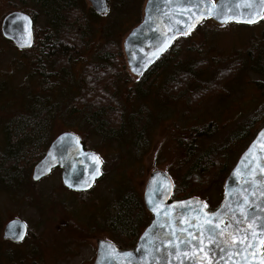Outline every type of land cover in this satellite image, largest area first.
<instances>
[{"label":"trees","instance_id":"16d2710c","mask_svg":"<svg viewBox=\"0 0 264 264\" xmlns=\"http://www.w3.org/2000/svg\"><path fill=\"white\" fill-rule=\"evenodd\" d=\"M139 1L141 0H120L114 6L111 5L112 11L115 7L119 14L118 20L114 25H107L100 29L99 34H95L93 24L105 20L106 17L87 7L85 0H80V10L77 0H0V15L22 11L30 14L36 23L40 19L44 22L41 27L36 24L35 29V35L39 38L37 44L42 48V59L36 61L34 55L28 54L35 53V49L25 50L23 54L32 59L35 72L38 71L45 79V71L50 69L51 77L62 76L72 86V71L77 74L78 87L77 96L64 111L60 104H50L48 99L37 97L29 98L30 103L27 106L6 112L7 115L0 119V193L9 191L20 195L16 198L17 202L25 204L24 195L17 191L29 187L35 166L58 136L55 134L63 129L62 127L54 131L63 113L74 119L70 128L73 129L72 133L82 139L86 149L90 150L88 139L93 137L101 139L102 147L126 141L129 155L138 159V153L148 152L146 144L152 112L145 102L154 99L162 108H166L167 103H172L196 109L210 100L226 97L228 85L247 71L261 78L257 86L264 95L263 39L260 44H253V54L249 59L236 58L228 64L218 65L219 68L214 65L212 73L217 74L203 81L206 66L211 62L204 59L195 63L191 52L198 45L196 35L205 25L192 32L189 37H180L140 79L133 80L121 48L120 40L124 34H119V27L127 25L125 28L129 32L134 28V20L140 19L135 5ZM119 35L122 36L119 38ZM210 35V31L203 32L204 41H201V45H206V37ZM89 51L95 53V61L83 64ZM3 91L4 94L7 91L6 84ZM135 104L139 107L137 112L132 111ZM176 105L174 106L177 107ZM260 112L257 114L259 116H252L245 121L243 127L233 132L223 145L211 146L200 154L196 163L192 164L190 172L184 176L183 182L173 178L176 183L174 199L200 198L215 182L223 181L231 155L244 150L264 127V112ZM217 133L216 123L211 122L196 128L195 133H189L186 140H181L182 150L178 157L182 160L177 159L175 162L176 173L182 171L188 157L197 155L193 149L197 151V143L202 138H214ZM96 152L100 156L103 154ZM122 171L120 167L118 174L123 177L120 174ZM60 186L64 192H69ZM92 191L74 193L79 196L80 208L88 202L80 199V195L86 197ZM137 196L140 195L133 193L122 198L111 221V230L122 240L116 243L121 250L134 248L149 225L146 217H143L144 201ZM32 198L33 200L26 201L30 207H35L42 214H52L51 220L54 223L51 231L59 236L58 243L53 245L57 251L73 242L70 234L80 235L85 240L95 236L90 227L80 225L79 220H75L78 212L69 208L68 200L57 201L60 209H50L48 203L37 197ZM59 221L65 223L60 224ZM46 222L38 220L37 226H43ZM58 225L60 230L56 232L54 228ZM30 231L33 232V229ZM33 241L31 252L21 256L17 253L23 245L8 244L0 239V264H40L38 256L46 248L35 239Z\"/></svg>","mask_w":264,"mask_h":264},{"label":"water","instance_id":"95a60500","mask_svg":"<svg viewBox=\"0 0 264 264\" xmlns=\"http://www.w3.org/2000/svg\"><path fill=\"white\" fill-rule=\"evenodd\" d=\"M87 1L98 15L108 13V0ZM263 19L264 0H147L141 23L123 43L129 71L141 78L178 38L207 20L225 26ZM1 31L19 50L34 45V21L24 12L8 14ZM103 168L98 154L87 151L79 136L65 132L52 142L32 179L39 182L61 169L64 187L84 193L103 178ZM174 188L165 171L152 173L144 194L151 224L133 250L98 240L94 264H264V127L227 179V199L216 211L208 212L207 204L196 198L172 201ZM27 234L25 222L15 219L7 224L4 239L19 244Z\"/></svg>","mask_w":264,"mask_h":264},{"label":"rangeland","instance_id":"374dc122","mask_svg":"<svg viewBox=\"0 0 264 264\" xmlns=\"http://www.w3.org/2000/svg\"><path fill=\"white\" fill-rule=\"evenodd\" d=\"M118 1L120 0H109L110 10L107 15H104L106 19L93 24L95 34H99L100 29L107 25H114L115 21L118 20L119 14L116 8L114 7L113 11L111 9V5L114 6ZM146 1L141 0L135 3L140 16L139 20H134L136 22V24L134 23L135 26L142 20ZM212 1L215 2L217 0ZM85 3L87 7L92 8L87 0H85ZM37 25L38 27L43 26V20L40 19ZM126 26L121 28L118 26L120 30L119 34H124L120 40L122 49L124 38L129 33V30L125 28ZM201 28L202 31L196 35L198 45H195L191 55L195 58V61H193L195 63L204 59L211 62V64L206 66V74L204 73L203 81L211 79L217 74V72L212 73L214 65L219 68L218 65L228 64L236 58L245 57L249 59L253 54V44L256 42L260 44L261 40H264V37L262 38L264 34V20L256 25L228 24L225 26H218L212 21L207 20L201 25ZM204 31H210L211 35L206 37L208 39L205 41L206 45H201V41H204ZM122 35L118 37L120 38ZM18 51L20 50L15 46L12 47L5 40L4 48L1 50L0 81L6 84L7 91L4 94L3 100L0 102V119L4 115H7L6 112L27 106L30 103L29 98L34 99L40 97L42 99H48L50 104H60L64 111L66 106L78 94L77 74L71 71L70 76L72 82H74L72 86L67 84L62 76L48 78L51 80L50 84L40 76L38 71L37 73L35 72V65L32 59L27 54L23 55ZM28 54L32 56L35 53L28 52ZM93 61H95V53L89 51L85 55L83 64ZM260 81L261 78L252 72L247 71L242 73L228 85L226 97L210 100L196 109H189L185 105L177 106L174 104L177 106L175 107L172 103H167L168 106L162 108L157 105V101L154 99L145 102L152 112L146 144L148 152L144 154L138 153V159L129 155L126 141L114 142L109 146L102 147V142L99 137L88 139V148L91 151H100L103 153L101 158L105 162V176L102 181L96 184L93 190L94 192H92L93 197L90 199L99 204L100 211L94 212L89 217L88 227L96 231L95 237L84 239V243L86 242L85 247L78 250V256L75 259L70 260L64 257L59 259L58 262L55 261V256L53 255L56 254V250L58 249L52 247L58 243L59 236L52 234L51 225L54 221L51 220L52 216H47V214L40 215L34 209L17 202L16 196H19L17 194L12 193L10 195L6 194L5 191L0 193L1 223L4 224L10 219L17 217L25 221L29 225V229L32 228L35 233L37 221L46 220L45 225L37 227L41 232L46 233L47 242L48 237H52V255L50 256L45 253L46 249L42 251L43 258L49 257V264H94L97 252L96 239L98 237L116 239L106 229L104 219L107 218L112 221L122 198L136 193L135 190L139 194L144 195L145 185L151 172L156 170L167 171L174 179L176 178L180 183L183 182L185 179L184 176L190 172L192 164L196 163L197 157L200 154L206 152L211 146L223 145L233 132L243 127L245 121L252 116H256L260 111V113L264 112L262 111L264 110V95L258 90L257 86ZM138 110V104H135L132 111L137 112ZM59 118L54 131L62 127L63 129L59 130L55 135H60L64 132L72 133L71 121L74 119L65 113L60 115ZM211 122L216 123L217 135L214 138H202L197 143V151L193 149L194 154L197 155L188 157L189 160L185 164L187 166L183 165L182 171L179 174L176 173L177 166L175 162H177V159L182 160V158L178 157V154L182 150L180 148V141L186 140L189 133H195L196 128L203 127ZM138 148L141 149V147ZM233 156L234 154L231 155V157ZM120 167L123 169L122 173H120L123 177L118 174ZM61 183V174L56 172L46 181L40 183L37 189L44 196H47L53 191L56 198L51 202L50 209L54 207L59 208L57 201L63 202L64 200H68L69 208L78 212L75 220H79L80 222L79 196L70 190L69 192H64L60 188ZM221 184L220 181L215 182L213 186L209 187L200 195L201 197L199 199L205 202L211 211L218 208L221 204ZM114 205L116 208L113 207ZM90 210H95L92 203L90 206L81 209L82 216H85L86 212ZM96 217L102 227L101 229L96 225ZM36 233L39 234L37 231ZM0 236H2V231ZM69 237L71 240L74 239L72 236ZM32 244L33 241L29 245L22 246L18 250L17 255H28L31 252ZM46 244L44 246L45 248Z\"/></svg>","mask_w":264,"mask_h":264},{"label":"flooded vegetation","instance_id":"af4514ba","mask_svg":"<svg viewBox=\"0 0 264 264\" xmlns=\"http://www.w3.org/2000/svg\"><path fill=\"white\" fill-rule=\"evenodd\" d=\"M77 4H78V9L80 10V0H77ZM108 6H109V0H108ZM110 8V7H109ZM107 15V14H106ZM104 16V15H103ZM0 17H1V24H0V26H1V28H2V21H3V19L6 17V16H2V15H0ZM37 24V23H36ZM1 28H0V31H1ZM37 28V25H35V27H34V31H35V29ZM37 39H39L38 37H37V35H35V40H34V45H33V48H32V50L33 49H35V54H34V57H35V59H36V61H40L42 58H41V55H42V48H41V45H39V44H37L38 43V40ZM5 38H4V36H3V34H2V31H1V35H0V61H1V59H2V53H1V50H3V48H4V43H5ZM9 42V41H8ZM40 43H42V42H40ZM9 44L12 46V47H14V45L12 44V42H9ZM44 44H42V46H43ZM20 54H24L25 53V51H18ZM80 66V62H78V67ZM51 76H52V73H51V70L50 69H46V71H45V79H46V81L48 82V83H50L51 84V80H49L48 78H51ZM132 78H133V80H138L137 78H135L134 76H132ZM45 81V80H44ZM4 82L3 81H0V102L3 100V97H4ZM259 114V113H258ZM257 116H259V115H257ZM256 116V117H257ZM1 128V127H0ZM246 150V149H245ZM245 150H242V152H237L233 157H231L230 159H229V162H228V166H227V168H226V171H225V173H224V176H223V181H221V204L220 205H222L223 204V202L224 201H226V199H227V194H226V190H225V183H226V180H227V178L229 177V175L231 174V172H232V170L234 169V167L236 166V164L238 163V161H239V159H240V157L242 156V154L245 152ZM90 151V150H89ZM99 155V154H98ZM231 166V168H229L230 166ZM58 171H60V174H62V170L61 169H56V170H54L53 172H52V174L50 175V176H52L53 175V173L55 172H58ZM33 173V172H32ZM54 173V174H55ZM49 176V177H50ZM31 177H32V175H31ZM49 177H47V178H44V179H42V180H40L39 182H34L33 181V179H31V182H30V185H29V187H27L26 189H21L20 191H17L18 193H21V194H23L24 195V198H25V200H24V203L25 204H23V205H25V206H27V207H29V208H31V209H34L35 211H37L38 212V210L35 208V207H30L27 203H26V201L28 200V199H30V200H33V198L32 197H37L38 199H40V200H43L44 202H46V203H48L49 205H50V207H51V202L56 198L55 197V195H54V193H53V191L52 192H50L47 196H44V195H42V194H40V192H39V190L37 189L38 188V185L40 184V183H42V182H44V181H46ZM61 180H62V178H61ZM147 183V182H146ZM61 185H62V183H61ZM60 188H61V186H60ZM92 192H94V191H92ZM135 192L138 194V195H140V196H137V197H139V198H141L142 200H143V198H144V195H142V194H139L136 190H135ZM6 194H10V195H12V192H6ZM20 196V195H19ZM19 196H16V198H19ZM93 197V193L92 194H88V195H86V197H84V195H80V199H82V200H87L88 202L87 203H85L81 208H80V217H81V219H80V225H84V226H88V223H89V217L94 213V212H96V211H99V204L98 203H96V202H94V201H92V200H90L91 198ZM17 201V200H16ZM172 201H174L173 199H172ZM93 204V206H94V208H95V210L94 211H92V210H90V211H87L86 212V214H85V216H82V212H81V209L83 208V207H87V206H90V204ZM114 208H116L115 207V205L113 206ZM218 209V208H217ZM216 210V209H215ZM215 210H213V211H215ZM208 211L209 212H213V211H211V210H209L208 209ZM100 212V211H99ZM144 213H143V217H146L147 218V221H148V223L150 224L151 223V221H152V216L149 214V212H148V210H147V208L144 206V211H143ZM40 213V215H42V213L41 212H39ZM47 216H52V214H51V212H49L48 214H47ZM83 218H84V221H83ZM15 219H19V220H22V219H20V218H17V217H15V218H12V219H10L9 221H7V222H5L4 224H2V228L0 229V233H1V231H2V236H0L1 238V240H3V241H5L6 243H8V244H15V245H23V246H26V245H29L30 244V239H31V242L35 239L36 240V242H39V244L41 245V246H45V244H46V250H45V253H47L48 255H52V245H53V242H52V237L50 238V237H48V242H47V240H46V233H44V232H41L40 230H39V228H36V231L37 232H39V234H37L36 233V231H35V233L33 234V232H31L30 231V229H29V231H28V235H27V237L25 238V240L22 242V243H20V244H18V243H14V242H12V241H10V240H5L4 239V233H5V228H6V226H7V224L9 223V222H11V221H13V220H15ZM96 219V225L101 229L102 227H101V225L99 224V222H98V219H97V217L95 218ZM23 221V220H22ZM23 222H25V221H23ZM104 222H105V227H106V229L109 231V232H111V234L112 235H114L115 236V233L111 230V220H108L107 218H105L104 219ZM26 223V222H25ZM53 223H54V221H53ZM58 223H60V224H63V223H65V222H63V223H61V221H59ZM32 229V228H31ZM54 230H56V232H58L59 230H60V228H59V225L57 226V227H55L54 228ZM80 231H82L81 229H80ZM93 234H95L96 233V231H91ZM83 233V232H82ZM71 236H72V238H74L73 240H75V241H73V242H71V243H67V245L64 247V248H62V250H60V251H57L56 250V254L55 255H53V256H55V261L56 262H58L59 261V259H62V258H64V257H66V258H69L70 260H72V259H75L77 256H78V250L79 249H82L83 247H85V245H83V244H81L80 245V243H83L84 242V239H83V237H80V235H76V234H70ZM141 236V235H140ZM95 237V236H94ZM93 237V238H94ZM116 237V239L115 240H113V239H110V238H108V237H104V238H101V237H98L97 239H96V245H97V241L98 240H100V239H104V240H107V241H109V242H111V243H113L114 245H116L117 246V242H122V240L116 235L115 236ZM140 238V237H139ZM34 242V241H33ZM137 244V243H136ZM32 245H34V243L32 244ZM31 246V245H30ZM52 247V248H51ZM41 250H42V248H40ZM97 249V248H96ZM96 254H97V252H96ZM263 257H264V246H263ZM38 259H39V261H40V264H49V257L48 258H43V254H41V255H39L38 256Z\"/></svg>","mask_w":264,"mask_h":264},{"label":"bare ground","instance_id":"6f19581e","mask_svg":"<svg viewBox=\"0 0 264 264\" xmlns=\"http://www.w3.org/2000/svg\"><path fill=\"white\" fill-rule=\"evenodd\" d=\"M16 12H22V11H16ZM24 13H26V12H24ZM108 13H109V11H108ZM108 13H107V14H108ZM26 14L29 15V16H31V15L28 14V13H26ZM31 18H32L33 21H34V27H35V25H36V21H35V19H34L32 16H31ZM263 20H264V19H263ZM261 22H263V21H261ZM140 23H141V22H140ZM140 23H139V24H140ZM259 23H260V22H259ZM259 23H257V24H259ZM139 24H138V25H139ZM138 25H136V26H138ZM252 25H256V24H252ZM136 26H135V27H136ZM135 27H134V28H135ZM189 36H190V35L185 36V37H189ZM12 44H13V43H12ZM13 45H14V44H13ZM14 46H15V45H14ZM15 47H16V46H15ZM16 48H17V47H16ZM32 48H33V47H32ZM32 48H31V49H32ZM171 48H172V47H171ZM171 48H170V49H171ZM17 49H18V48H17ZM170 49H169V50H170ZM18 50H19V49H18ZM27 50H30V49H27ZM20 51H25V50H20ZM151 67H152V66H151ZM151 67H150V68H151ZM150 68H149V69H150ZM261 130H262V129H261ZM261 130H260V131H261ZM260 131H259V132H260ZM259 132H258V133H259ZM258 133H257V134H258ZM256 136H257V135H256ZM256 136H255V137H256ZM254 139H255V138H254ZM254 139H253V140H254ZM253 140H252V141H253ZM252 141L248 144L247 148L250 146V144L252 143ZM247 148H246V150H247ZM246 150H245V151H246ZM239 160H240V159H239ZM238 162H239V161H238ZM237 164H238V163H237ZM237 164H236V165H237ZM235 167H236V166H235ZM235 167H234V168H235ZM233 170H234V169H233ZM233 170H232V171H233ZM157 171H159V170L153 171V172H151V174L154 173V172H157ZM231 173H232V172H231ZM151 174H150V175H151ZM167 175L171 178V180L173 181V183L176 184L175 181H174V179H173V177H172L171 175H169L168 172H167ZM230 175H231V174H230ZM230 175H229V176H230ZM228 178H229V177H228ZM228 178H227V179H228ZM226 181H227V180H226ZM98 182H99V181H98ZM98 182H97V183H98ZM97 183H96V184H97ZM225 184H226V183H225ZM95 186H96V185H95ZM95 186H94V188H95ZM145 187H146V185H145ZM94 188H93V189H94ZM93 189H92V190H93ZM92 190H91V191H92ZM88 192H90V191H88ZM84 193H86V192H84ZM144 194H145V191H144ZM193 198L199 199V198H197V197H193ZM172 199L174 200V202H177V201H183V200H176V199H174V197H173ZM189 199H192V198H189ZM185 200H188V199H185ZM199 200H200V199H199ZM143 201H144V198H143ZM201 201H202V200H201ZM204 203H205V202H204ZM144 204H145V201H144ZM145 207H146V205H145ZM148 212H149V211H148ZM150 215H151V214H150ZM151 216H152V215H151ZM25 224L27 225V227H28V231H29V225H28L27 223H25ZM149 225H150V224H149ZM149 225L147 226V228L149 227ZM147 228H146V229H147ZM146 229L143 231V233L146 231ZM143 233H142V234H143ZM142 234H141V235H142ZM27 235H28V234H27ZM263 246H264V244H263ZM263 246H262V257H263ZM129 250H132V249H126V250H125V249H122V251H129ZM263 258H264V257H263Z\"/></svg>","mask_w":264,"mask_h":264},{"label":"snow or ice","instance_id":"6c2138e0","mask_svg":"<svg viewBox=\"0 0 264 264\" xmlns=\"http://www.w3.org/2000/svg\"><path fill=\"white\" fill-rule=\"evenodd\" d=\"M98 159V158H97ZM216 227H219V225H216ZM262 228H264V225H261ZM22 238V237H21ZM240 243H244L243 240L240 241Z\"/></svg>","mask_w":264,"mask_h":264}]
</instances>
